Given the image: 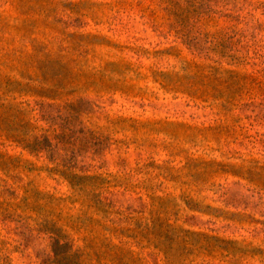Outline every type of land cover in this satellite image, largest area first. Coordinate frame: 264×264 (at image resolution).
I'll return each mask as SVG.
<instances>
[{
  "label": "rangeland",
  "instance_id": "obj_1",
  "mask_svg": "<svg viewBox=\"0 0 264 264\" xmlns=\"http://www.w3.org/2000/svg\"><path fill=\"white\" fill-rule=\"evenodd\" d=\"M0 264H264V0H0Z\"/></svg>",
  "mask_w": 264,
  "mask_h": 264
}]
</instances>
